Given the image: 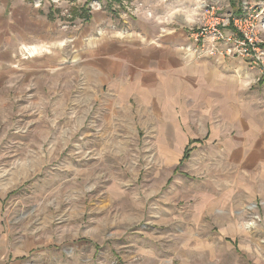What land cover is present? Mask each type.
Segmentation results:
<instances>
[{"label": "rangeland", "instance_id": "1", "mask_svg": "<svg viewBox=\"0 0 264 264\" xmlns=\"http://www.w3.org/2000/svg\"><path fill=\"white\" fill-rule=\"evenodd\" d=\"M34 4L89 43L0 59V264H264V0ZM235 15L258 52L223 58L258 69L259 104L226 100L225 128L196 119L180 131L174 93H113L125 56L107 36L178 28L193 51L207 19L231 32Z\"/></svg>", "mask_w": 264, "mask_h": 264}, {"label": "crops", "instance_id": "2", "mask_svg": "<svg viewBox=\"0 0 264 264\" xmlns=\"http://www.w3.org/2000/svg\"><path fill=\"white\" fill-rule=\"evenodd\" d=\"M59 25L58 20L48 18L44 7L35 5L34 0H0V59L6 56L12 62L17 59L21 46L39 41L54 46L63 44L69 36ZM86 26L90 38L95 39L94 29L90 24ZM158 28L152 34L138 29L125 34L115 32L106 37L110 48L122 44L125 56L120 76L107 81L114 89L113 93L123 96L125 93H174L173 96L181 98L178 105H183L187 114L183 119L187 124L179 125L180 131H191V122L196 119L209 127L213 124L214 128H225L236 120V117L228 119L225 116L226 100L243 102V93L249 98L259 93L255 82L260 76L258 69L243 57H196L187 46L185 31L178 28L164 31L162 27L160 31ZM69 38H74L81 53L87 51L89 38L84 40L81 34L79 38L73 35ZM89 51L93 54L96 48ZM194 93H199L202 98V110L194 102ZM251 99L250 106L259 104ZM189 135L190 132L187 138Z\"/></svg>", "mask_w": 264, "mask_h": 264}, {"label": "built area", "instance_id": "3", "mask_svg": "<svg viewBox=\"0 0 264 264\" xmlns=\"http://www.w3.org/2000/svg\"><path fill=\"white\" fill-rule=\"evenodd\" d=\"M245 22L243 17L235 15L232 17V31L225 32L226 30L220 27L221 24L225 26L224 19H220L218 16L207 19L206 25L199 28V32L196 33V38H205V40L202 39L199 49L193 48L194 55L208 57L212 54H219L220 57H223L254 54L255 56L258 52L255 34L246 27Z\"/></svg>", "mask_w": 264, "mask_h": 264}, {"label": "trees", "instance_id": "4", "mask_svg": "<svg viewBox=\"0 0 264 264\" xmlns=\"http://www.w3.org/2000/svg\"><path fill=\"white\" fill-rule=\"evenodd\" d=\"M229 2L232 4L231 6L233 7L235 5V0H229ZM240 9H237L234 11V14H238Z\"/></svg>", "mask_w": 264, "mask_h": 264}]
</instances>
